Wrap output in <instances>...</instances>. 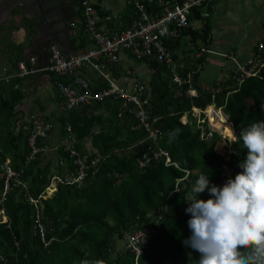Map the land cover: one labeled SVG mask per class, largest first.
<instances>
[{
	"label": "trees",
	"instance_id": "1",
	"mask_svg": "<svg viewBox=\"0 0 264 264\" xmlns=\"http://www.w3.org/2000/svg\"><path fill=\"white\" fill-rule=\"evenodd\" d=\"M73 2L79 5L80 1ZM179 33V37L188 34L192 39L199 35L203 41L206 38L203 30L194 32L183 28ZM85 37L81 23L80 32L68 39L73 54L78 48L86 50ZM178 38L166 41L174 60L173 50ZM137 61L144 62L151 71L147 96L151 114L156 118L152 125L160 131L156 145L167 152L177 168L164 166L162 161H150L145 168L138 169L136 160L143 152H148L151 143L145 132L136 126L134 118L122 112L119 101L106 99L67 111L60 118V139L66 133L72 135L73 148L79 155L86 152L83 144L88 142V162L94 158L98 161L86 170L78 186L56 183L55 190L41 198L51 174L64 177L73 173L71 161L61 148L58 155L65 162L64 167L56 165L53 170L49 163L42 164L41 153L25 161L26 135L21 129L16 135L8 131L9 145L5 143L1 147L8 145L15 149L11 166L23 168L27 193L38 199V219L47 244L40 240L34 228L33 207L22 196L23 192L12 188L0 202L6 219L0 222V264H196L199 260L200 253L183 243L191 234L187 225L191 217L185 212L188 206L185 198L191 194V184L201 172H208L210 184L217 186L242 172L239 164L247 150L239 138L240 132L250 123L264 120V65L238 87L227 75L225 81L208 86H217L216 92L198 87L195 71L191 86L196 97L190 98L185 95L189 84L176 87L165 66L146 59ZM195 61L197 65L202 64V56ZM188 68L183 67L178 72L182 79L191 70ZM104 86L105 83L101 88ZM89 90L95 89L89 86ZM11 93L17 95L16 91ZM19 97L20 94L15 99ZM12 102L0 97L1 118L8 117ZM207 105L219 108L233 130L234 140L226 143L221 153L215 150L220 141L216 132L207 140L200 139L194 118L189 117L184 124L179 120L183 114L189 115L191 108L203 110ZM66 125L69 132H65ZM183 170L188 172L185 177ZM198 199H209L208 192L198 194ZM147 225L153 226L155 233L147 238L146 247L135 258L125 248L124 236Z\"/></svg>",
	"mask_w": 264,
	"mask_h": 264
},
{
	"label": "built area",
	"instance_id": "2",
	"mask_svg": "<svg viewBox=\"0 0 264 264\" xmlns=\"http://www.w3.org/2000/svg\"><path fill=\"white\" fill-rule=\"evenodd\" d=\"M212 1L141 0L133 4L129 25L123 30L108 34L96 27L94 9L88 1L80 0L79 5L83 14V31L87 38L91 40L93 46L76 54L65 55L57 45L52 44L47 48V56L43 65L35 67L36 59L29 57L30 67H27L22 61L17 62V71L14 73H11L7 67L0 66V85H10L13 90H19L18 81L25 75L38 71H44L58 77H70L68 83H55L65 110H74L106 99L119 101L122 112H126L136 120V126L145 132L146 139L151 143L147 147L148 152H143L137 158L138 169L145 168L150 161H162L164 166L177 168V165L170 161L167 152L156 145L160 131L152 125L155 118L151 116L145 85L139 81H133L128 87L119 86L113 79L108 77L106 70L107 66L117 61L120 52H126L134 60L146 59L162 64L170 73L171 82L180 88L188 81H185L186 78L182 79L179 76L178 71L181 66L174 62L172 53L166 46V41L177 38L179 32L188 26V17L191 13L198 12V9L202 7L208 8ZM198 15L207 17V11L198 12ZM109 19L110 17H105V20L108 21ZM207 52L217 54L212 51ZM263 52L264 37L255 43L250 55L242 62L231 54L219 55L230 61V66L226 67V75L230 77L234 86H238L244 79L258 73L264 65ZM80 68H90L96 72L105 83V86L91 92L87 80L74 74ZM218 89L217 86L215 88L211 87L209 91L216 92ZM185 91L190 97L196 96L195 90L190 87ZM209 108L210 111H208ZM220 113H222L220 109L214 107H205L203 110L193 109L189 112V115L184 114L179 120L184 124L189 117L194 118L195 125L200 130V139L207 140L211 138L213 132H216L220 136V140L226 144L230 141L225 142L222 132H225L226 125L230 124L226 116ZM219 114L224 116V121L220 122ZM210 116L218 120L220 127L212 126ZM207 125L215 130L209 129ZM21 129L26 135L25 141L29 150V157L32 158L46 150L43 141L47 139L51 131V124L47 120L40 115L30 114L22 124ZM65 132H69L68 125L65 127ZM38 141L41 144L37 145ZM74 143V137L67 133L65 137L59 140L60 147L63 152L67 153V157L71 161L73 173L64 177L52 175L41 198L48 197L55 190L56 183L76 184L78 186L85 177L86 170L98 161V158H94L88 162V152L79 155L73 148ZM183 172L185 177L188 172L186 170H183ZM23 174L22 169H13L7 161L0 162V202L4 200L5 194L12 188L23 192L22 196L33 207L35 213L34 228H36L40 240L46 245L47 242H45L43 235L44 228L38 219L39 202L38 199L28 195L27 182L23 178ZM182 179H179V181ZM5 221L3 211L0 210V222ZM154 233L155 228L151 225L135 229L132 233L124 236L125 248L133 253L135 258L138 257L146 247L147 238Z\"/></svg>",
	"mask_w": 264,
	"mask_h": 264
},
{
	"label": "crops",
	"instance_id": "3",
	"mask_svg": "<svg viewBox=\"0 0 264 264\" xmlns=\"http://www.w3.org/2000/svg\"><path fill=\"white\" fill-rule=\"evenodd\" d=\"M87 1L94 9L96 27L104 30L108 34H111L112 32L123 30L128 26L132 14L131 12L133 10V4L141 0ZM213 1L209 5V9L206 7L202 10L203 12L207 11V17L198 15V12H202L201 10H198V12L194 11L189 16L188 26L186 27L194 32H199L200 30L206 31L205 40L203 41V37L200 35L192 39L188 34H183L180 37L178 36L179 38L177 37L178 40L173 50V54L176 57L174 62L181 66L179 71L182 70L183 67H189L191 69L186 73L187 76L185 75V81H188L186 83L189 84L188 87L191 89H193L191 86V76L195 73V71L196 73L198 72L196 85L200 88H208V86H211V84L219 80L225 81L227 71L226 67L230 66V61L222 58L219 55L231 54L240 62H242L250 55L254 49L255 43L264 37V0H233L234 4L243 9L245 12L246 10L254 12V19L252 18V20L256 23L254 25L258 27V37L250 42L246 41L248 37H241L238 41L239 44L237 47H231L226 49L227 52L225 51L224 53H218L223 52L220 51V45L222 42L218 40L215 42L216 44L212 46V35L210 34V27L208 26V22L206 20V18H208V13L214 10ZM68 8L73 15L70 14V21L66 24V41L67 46L72 53V50L69 47L68 39L80 32L83 14L81 6L74 2L69 3ZM32 15L33 14L30 12L23 14L22 8L18 5H15L8 10L5 16L0 18V66L7 67L11 73L17 71V62H25V65L30 67V64L27 61L29 57L33 56L36 60H38L37 53L41 51L40 48L42 47V39L37 36L35 29L37 26V20L33 18ZM105 17H110V19L107 21L105 20ZM261 17L263 19H261ZM30 22L32 24H28ZM193 22L196 24H193ZM92 46L93 43L91 40L85 37V49L87 50ZM80 51H82V49L78 48L77 52ZM207 51L216 52L217 54H212ZM200 56H202V64L197 65L195 60L200 58ZM205 63H207L209 69L206 71V76L203 81L199 78V73L203 70V65ZM37 65L38 63L35 64V67H38ZM194 67H196L195 70ZM106 73L108 77L113 79L119 86L128 87L133 81H139L143 83L147 89V81L149 80L151 71L147 68L144 62H139L132 59L126 52H120L118 54L117 61L107 66ZM74 74L79 75L87 80L90 89H95L92 90V92L100 89L101 86L104 85L100 76L90 68H80L76 70ZM60 79L64 81H70V77L57 78L56 76L48 74L47 72L38 71L27 74L21 78L18 81L20 85L19 90H13L10 85L0 86V97L8 98V100L12 99L14 102H12V110L8 117L3 119L0 116V162L7 161L10 167H12L11 154H13L15 149L8 146V131H10L12 135H16V133L21 129V126L25 122L27 116L30 114H37L42 116L51 124V131L47 139L43 141V143L46 145V150L40 152L43 155L42 164L49 163L53 170L55 169L56 165L64 167L65 162L58 155L59 148H61L59 145L60 135L58 122L65 113L62 99L55 87V80ZM12 91H16L17 95L20 94L21 97L16 100L15 98L17 95L13 96L11 93ZM185 95L188 96L186 91ZM205 107L212 108L214 106L207 105ZM193 109L196 108H191V110ZM5 112L6 111H4L3 117L6 114ZM8 122L9 124H7ZM226 127H229L233 135L231 125ZM231 140H234V135L233 139ZM5 143L8 144L5 147L6 149L1 147L2 144ZM83 147L84 151L89 152L88 142H85ZM216 148L219 147H215L217 152ZM220 149L221 148H219V150ZM222 151L223 150L221 149V151L217 153H221ZM27 152L28 153L25 157V161H31L33 157H29V150ZM59 162H61V164H59ZM21 169L23 170V168ZM51 175L57 174L53 173Z\"/></svg>",
	"mask_w": 264,
	"mask_h": 264
},
{
	"label": "clouds",
	"instance_id": "4",
	"mask_svg": "<svg viewBox=\"0 0 264 264\" xmlns=\"http://www.w3.org/2000/svg\"><path fill=\"white\" fill-rule=\"evenodd\" d=\"M239 138L247 150L242 172L222 186L201 172L185 198L191 234L183 243L200 253L196 264H264V120L243 128ZM205 191L209 199H198Z\"/></svg>",
	"mask_w": 264,
	"mask_h": 264
},
{
	"label": "rangeland",
	"instance_id": "5",
	"mask_svg": "<svg viewBox=\"0 0 264 264\" xmlns=\"http://www.w3.org/2000/svg\"><path fill=\"white\" fill-rule=\"evenodd\" d=\"M214 10L208 13V26L210 27V34L212 35V46H214L218 40L222 42L220 45V51L218 53H224L226 49L237 47L239 44L238 41L241 37H248L246 41H253L258 37V27L252 18L254 19V12L246 10V12L234 4L233 0H214L213 1ZM206 7H202L198 10H203ZM261 19H263L261 17ZM193 24H196L193 22ZM229 51V50H228ZM227 52V51H226ZM216 53V52H215ZM209 69L207 63L203 65V70L199 73V78L204 81L206 76V71ZM217 75V74H216ZM211 109H208L210 111ZM222 114V113H220ZM219 114L220 122L224 121V116ZM215 118V117H214ZM210 116V122L212 126L220 127L218 120ZM207 124V123H206ZM208 126V125H207ZM230 126V125H226ZM211 130H215L212 127H209ZM225 137V142L232 141L233 135L229 127H226V131L222 132ZM232 135V136H231ZM224 142L219 141L216 144V147L221 149L224 146ZM217 149V152H220L221 149ZM219 150V151H218Z\"/></svg>",
	"mask_w": 264,
	"mask_h": 264
},
{
	"label": "water",
	"instance_id": "6",
	"mask_svg": "<svg viewBox=\"0 0 264 264\" xmlns=\"http://www.w3.org/2000/svg\"><path fill=\"white\" fill-rule=\"evenodd\" d=\"M72 2L73 0H0V18L15 5L22 8L23 14H33L32 17L37 20V36L42 39L41 51L37 53L38 65H43L47 48L52 44H56L65 55L71 54L66 41V24L70 21V14L73 15L68 8V4Z\"/></svg>",
	"mask_w": 264,
	"mask_h": 264
},
{
	"label": "bare ground",
	"instance_id": "7",
	"mask_svg": "<svg viewBox=\"0 0 264 264\" xmlns=\"http://www.w3.org/2000/svg\"><path fill=\"white\" fill-rule=\"evenodd\" d=\"M55 45H56V44H55ZM41 48H42V47H41ZM41 48H40V49H41ZM71 54H73V53H71ZM71 54H69V55H71ZM31 57H33V56H31ZM34 58H35V57H34ZM27 61H28V59H27ZM24 63H25V62H24ZM36 63H38V60H36ZM62 78H64V77H62ZM70 79H71V78H70ZM68 82H70V81H68ZM68 82H65V83H68ZM55 83H62V84H65V83H63V82H61V81H60V82H59V81H56ZM238 86H239V85H238ZM238 86H236V87H238ZM56 89H57V88H56ZM209 109H210V108H209ZM64 111L67 112V111H71V110H65V109H64Z\"/></svg>",
	"mask_w": 264,
	"mask_h": 264
}]
</instances>
